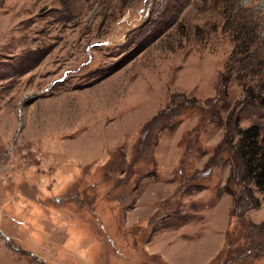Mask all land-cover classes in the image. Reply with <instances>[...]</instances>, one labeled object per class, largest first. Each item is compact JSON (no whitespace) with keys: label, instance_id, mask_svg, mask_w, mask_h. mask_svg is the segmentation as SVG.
<instances>
[{"label":"rangeland","instance_id":"rangeland-1","mask_svg":"<svg viewBox=\"0 0 264 264\" xmlns=\"http://www.w3.org/2000/svg\"><path fill=\"white\" fill-rule=\"evenodd\" d=\"M252 127L264 0H0V264H264Z\"/></svg>","mask_w":264,"mask_h":264},{"label":"trees","instance_id":"trees-1","mask_svg":"<svg viewBox=\"0 0 264 264\" xmlns=\"http://www.w3.org/2000/svg\"><path fill=\"white\" fill-rule=\"evenodd\" d=\"M241 136L237 149L245 168V177L254 181L264 194V141L260 140L257 127L241 132Z\"/></svg>","mask_w":264,"mask_h":264}]
</instances>
